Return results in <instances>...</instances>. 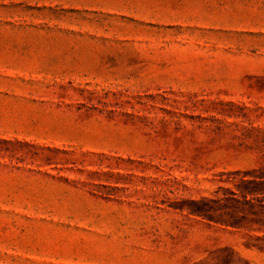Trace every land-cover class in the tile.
Returning a JSON list of instances; mask_svg holds the SVG:
<instances>
[{"label":"rangeland","instance_id":"1","mask_svg":"<svg viewBox=\"0 0 264 264\" xmlns=\"http://www.w3.org/2000/svg\"><path fill=\"white\" fill-rule=\"evenodd\" d=\"M0 264H264V0H0Z\"/></svg>","mask_w":264,"mask_h":264}]
</instances>
